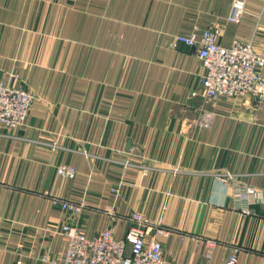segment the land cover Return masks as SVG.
Here are the masks:
<instances>
[{"label":"crops","instance_id":"0c3cea01","mask_svg":"<svg viewBox=\"0 0 264 264\" xmlns=\"http://www.w3.org/2000/svg\"><path fill=\"white\" fill-rule=\"evenodd\" d=\"M232 4L0 0V80L36 96L23 126L0 125V264H55L62 225L122 238L134 212L168 230L165 264H226L235 249L236 264H264V105L206 99L201 59L176 41L217 26L223 46L253 41L264 56V0H247L239 23Z\"/></svg>","mask_w":264,"mask_h":264},{"label":"built area","instance_id":"2783aa9c","mask_svg":"<svg viewBox=\"0 0 264 264\" xmlns=\"http://www.w3.org/2000/svg\"><path fill=\"white\" fill-rule=\"evenodd\" d=\"M247 0H233L229 21L239 23L246 11ZM220 28L212 26L198 36L196 32L180 35L176 38L192 48L201 59L205 72L200 77V88L208 100L222 98L251 99L253 107L264 105V56L255 51L253 41L235 40L230 47L220 43ZM16 81L18 74L11 76ZM36 100L35 94L21 86L0 80V124L9 129L23 126ZM208 122L211 115H204ZM205 125L206 122H203ZM56 148V145H52ZM125 167L130 166L125 161ZM174 173L178 169L173 170ZM58 175L73 179L76 168L61 165ZM218 178L227 183L237 184V176L228 171L216 173ZM115 191V190H113ZM255 190L242 186L239 194L242 198L254 196ZM55 207L75 214L82 212V205L69 202L61 197H53ZM112 221L118 218L114 210H108ZM132 226L122 238L115 237L112 228H107L94 237H88L76 226L64 224L62 233L68 239L67 249L61 260L55 264H165L164 248L159 236L168 234L161 221H154L145 215L134 212L129 217ZM214 248L215 243L208 241ZM237 249L233 250L226 264H236Z\"/></svg>","mask_w":264,"mask_h":264},{"label":"rangeland","instance_id":"374dc122","mask_svg":"<svg viewBox=\"0 0 264 264\" xmlns=\"http://www.w3.org/2000/svg\"><path fill=\"white\" fill-rule=\"evenodd\" d=\"M19 76H20V74H18ZM0 125H2V126H4L3 124H0ZM5 128H7L6 126H4ZM21 127V126H20ZM18 128V127H17ZM8 130H9V128H7ZM16 129V128H15ZM10 130H13V129H10ZM52 142H54V143H52V145H56L57 147H58V144H57V142H55L54 140L52 141ZM60 148H61V146H60ZM62 165H65V164H62ZM61 166V165H60ZM58 168H59V166H58ZM58 168H57V170H58ZM58 174V173H57ZM54 197V196H53ZM52 197V198H53ZM77 204V203H76ZM82 206H84L82 203H80ZM82 211H83V207H82ZM116 220H118V218L116 219ZM71 225H73V224H71ZM63 226V225H62ZM75 226V225H74ZM77 227V226H76ZM78 228V227H77ZM61 229H62V227H61ZM79 229V228H78ZM80 230V229H79ZM81 231V230H80ZM61 232H62V230H61ZM82 232V231H81ZM83 233V232H82ZM63 234V233H62Z\"/></svg>","mask_w":264,"mask_h":264}]
</instances>
